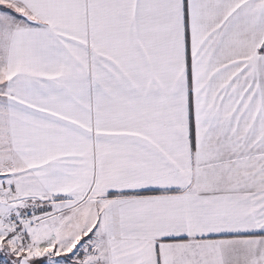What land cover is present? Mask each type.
<instances>
[{
  "label": "snow or ice",
  "instance_id": "obj_1",
  "mask_svg": "<svg viewBox=\"0 0 264 264\" xmlns=\"http://www.w3.org/2000/svg\"><path fill=\"white\" fill-rule=\"evenodd\" d=\"M0 264H264V0H0Z\"/></svg>",
  "mask_w": 264,
  "mask_h": 264
}]
</instances>
